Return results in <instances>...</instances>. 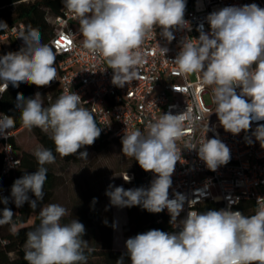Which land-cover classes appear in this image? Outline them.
<instances>
[{"label":"clouds","instance_id":"obj_1","mask_svg":"<svg viewBox=\"0 0 264 264\" xmlns=\"http://www.w3.org/2000/svg\"><path fill=\"white\" fill-rule=\"evenodd\" d=\"M63 4L79 22L83 47L106 61L113 71L112 84L120 88L140 78L142 46L150 34H156L157 28L168 42L175 39V29L191 31L190 23L184 19L185 0H63ZM206 21L210 31L205 32L200 24L199 38L185 37L172 62L178 66L179 74H199L202 86L212 88L214 112L226 132H248L253 121H264V8L255 3L227 6L208 14ZM7 28L0 21V30ZM19 38L24 47L0 56V92H5L9 83L14 87L21 83L44 87L57 80L56 51L42 42L40 30L31 24L22 26ZM159 48L165 56L168 49ZM81 104L80 95L74 92L62 93L48 106L39 92L34 98L17 94L15 107L20 110L22 126L28 130L39 128L54 143V151L38 146L33 152L37 170L14 181L11 196L17 208L28 202L35 210L37 201L44 199L48 171L45 165L54 164L56 154L62 158L76 155L101 135L102 128L94 115ZM198 123L199 118L190 113L169 112L148 122L144 131L126 132L122 137L124 156L134 158L156 178L147 189L125 190L109 185L105 194L110 203L121 208L139 205L150 213L166 208L170 224L180 227L178 232L152 229L128 238L124 255L131 264H264V204L248 216L232 211L234 201L229 200L228 209L191 210L177 223L185 202L180 193L169 199L171 176L182 159L177 141L185 135V127L194 129ZM13 127L14 117L0 116V136L7 138ZM209 130L207 123L205 134ZM252 135L264 148V124H258ZM245 139L252 143L251 138ZM184 148L197 150L199 159L211 171L226 165L231 158L225 143L218 138L206 139L205 135L198 146L188 141ZM78 155L87 159L88 153L81 151ZM130 179L127 175L124 180ZM29 192L35 200L29 199ZM0 202L7 205L8 199L2 198ZM188 203L192 207L197 201ZM38 215V226L27 233L24 259L28 264H88L93 249L83 239L85 226L77 219L62 223L69 215L67 208L51 203L43 206ZM14 216L5 207L0 226L11 224ZM124 255L116 264H124Z\"/></svg>","mask_w":264,"mask_h":264},{"label":"built area","instance_id":"obj_2","mask_svg":"<svg viewBox=\"0 0 264 264\" xmlns=\"http://www.w3.org/2000/svg\"><path fill=\"white\" fill-rule=\"evenodd\" d=\"M185 3L184 19L190 23L191 31L175 29V39L168 42L157 28L156 34H150L142 46L144 62L139 66L140 78L123 88L112 84L113 71L108 68L106 61L83 47L79 22L63 4V12L53 18V35L43 42L50 44L56 51L57 80L48 86H36L35 94L39 92L42 95L46 106L54 103L62 93L80 95L81 106L94 115L96 123L102 128L101 134L121 139L126 132L144 131L148 122L169 112L173 115L186 112L193 118H199L198 126L194 129L185 127V135L177 141L182 159L176 163L169 188V199H174L177 193L185 197L177 223L185 219L191 210L206 212L228 209L229 200L234 201L231 204L232 211L251 216L259 204H264V148L252 135L258 124H264V121H253L248 132L241 131L236 135L226 132L214 112L216 106L212 101V88L202 86L199 74H179L178 66L172 61L181 50V42L185 37L199 38L197 29L200 24H203L205 32L210 31L206 17L211 12L227 6L252 3L264 8V0H185ZM22 26H26L25 23L18 21L0 32V56L24 47L23 40L19 38ZM159 46L168 49L165 56ZM11 85L9 83L8 88ZM2 87L3 81H0ZM236 91L240 93L239 88ZM3 94L0 92V116H9L2 109ZM207 94L212 102L206 100ZM207 123L210 130L205 134ZM21 129L24 127L9 129L7 138L0 136L2 175L7 177L21 166V154L16 145V137ZM204 135L206 139H220L230 149V161L219 166L216 171L207 168L205 162L199 159L197 150L184 148L188 141L198 146ZM246 136L251 138V144L247 143ZM141 170L150 187L156 175ZM6 189H1L0 195ZM192 200L197 203L190 207L188 201ZM156 214L158 222L168 220L169 227L165 232L180 231V227L174 228L170 224L171 217L166 208Z\"/></svg>","mask_w":264,"mask_h":264},{"label":"trees","instance_id":"obj_3","mask_svg":"<svg viewBox=\"0 0 264 264\" xmlns=\"http://www.w3.org/2000/svg\"><path fill=\"white\" fill-rule=\"evenodd\" d=\"M62 12L63 0H0V21L5 22L7 26L18 21H23L26 26L31 24L34 28L40 30L42 42H46L51 38L55 31L53 18ZM2 31L0 30V32ZM35 92V85L25 83H21L19 87L11 85L4 92L1 99L2 109L9 116L15 118V127L11 128V130H18L22 127L20 110L15 107L17 94L21 93L24 98H29L33 97ZM34 131L43 146L51 148L54 151V143L49 139L48 134L42 132L39 128H34ZM108 138H111V136L101 134L95 142L106 141ZM118 139L122 140L121 138ZM77 154L68 156L67 158H76ZM137 166V171L132 170L133 178L130 182H126L125 190L140 187L149 188L138 162ZM2 167L3 156L0 151V190L5 187L7 188L6 192L0 195V199H8L7 205L0 202V215H2V210L5 207L12 210L15 214L11 224L0 226V264H28L24 259L27 233L38 226L40 222L38 214L41 208L47 205L51 199L54 188V175L48 169L47 180L44 186L45 196L42 201H37L35 210L30 207L28 202L17 208L11 196L12 185L15 180L22 177L25 173H34L38 167L37 161L33 153L23 152L21 153V166L14 174L8 177L2 175ZM28 196L30 200H35L32 192H29ZM127 213L128 220L124 225V234L129 238L152 229L164 231L169 227L167 219L163 222H158L157 214L148 212L142 206L127 207ZM31 215H34V221L33 223H27ZM13 228L15 229V234L13 233ZM112 228L113 225L111 224V236L108 241L95 239L92 244H89L93 251L88 256V264H116V261L126 253V250L113 248ZM12 253H15V256H12ZM124 264H131L130 258L127 255H124Z\"/></svg>","mask_w":264,"mask_h":264},{"label":"rangeland","instance_id":"obj_4","mask_svg":"<svg viewBox=\"0 0 264 264\" xmlns=\"http://www.w3.org/2000/svg\"><path fill=\"white\" fill-rule=\"evenodd\" d=\"M206 100L212 102L209 94L206 95ZM16 144L20 154L33 153L38 146H43L34 128L21 129L17 134ZM78 151H87V159H80L79 152L76 158L72 159L62 158L56 154V162L45 165L54 175V188L47 205L56 203L67 208L69 215L62 219V223H69L73 219L79 220L86 229L83 239L89 241V244L95 239L108 241L112 224L114 242V206L105 193L109 185L122 186L125 189L124 179H127V175L133 178L132 170L137 171V161L124 156L121 140L113 137L106 141L94 142L93 145L85 146ZM123 208L127 213V207ZM115 209L119 210L121 207L115 206ZM33 221L34 215H31L27 223ZM122 239L123 237L121 241ZM119 247L117 249L126 250L125 245ZM11 255L15 256V253Z\"/></svg>","mask_w":264,"mask_h":264},{"label":"crops","instance_id":"obj_5","mask_svg":"<svg viewBox=\"0 0 264 264\" xmlns=\"http://www.w3.org/2000/svg\"><path fill=\"white\" fill-rule=\"evenodd\" d=\"M128 220V215L124 208L115 209L114 206V247L115 249L120 248L119 246H124L126 240L129 238L124 234V225ZM123 237L122 241L121 238ZM125 238V239H124Z\"/></svg>","mask_w":264,"mask_h":264}]
</instances>
